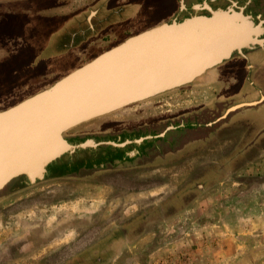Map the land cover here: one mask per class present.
Segmentation results:
<instances>
[{
    "label": "rangeland",
    "instance_id": "374dc122",
    "mask_svg": "<svg viewBox=\"0 0 264 264\" xmlns=\"http://www.w3.org/2000/svg\"><path fill=\"white\" fill-rule=\"evenodd\" d=\"M125 2L115 0L113 9ZM100 5L0 0V112L119 44L66 43L72 30L52 42L67 28L56 22L81 13L85 19L88 9L96 12ZM163 7L162 0H134L125 16L152 25L164 16ZM141 29L127 25L106 35L115 30L112 37L119 32L124 39ZM252 62L263 65L253 73L255 85L244 84L245 91L232 96L224 91L231 76L207 83L203 74L189 86L67 130L64 137L94 135L93 144L147 139L96 151L77 149L75 141L73 152L49 165L53 177L34 185H17L22 177L14 181L0 195V264H264V102L231 113L227 133L188 152L195 135L175 141L183 131L172 122L202 109L223 116L264 97V55ZM220 97L226 99L222 108L215 105ZM135 151L151 154L132 158L128 168L117 166L111 177H87L110 168L111 157Z\"/></svg>",
    "mask_w": 264,
    "mask_h": 264
},
{
    "label": "water",
    "instance_id": "95a60500",
    "mask_svg": "<svg viewBox=\"0 0 264 264\" xmlns=\"http://www.w3.org/2000/svg\"><path fill=\"white\" fill-rule=\"evenodd\" d=\"M235 24L252 27L245 17L229 12L163 23L129 37L52 86L1 111L0 195L20 177L29 183L43 179L51 163L73 152L76 148L63 136L67 130L188 85L234 52L264 43L257 35L238 31ZM263 102L261 97L235 105L219 121ZM92 146L90 141L77 149Z\"/></svg>",
    "mask_w": 264,
    "mask_h": 264
},
{
    "label": "flooded vegetation",
    "instance_id": "af4514ba",
    "mask_svg": "<svg viewBox=\"0 0 264 264\" xmlns=\"http://www.w3.org/2000/svg\"><path fill=\"white\" fill-rule=\"evenodd\" d=\"M115 0H99L101 2L100 10L94 12L89 10L88 15L86 18H83L82 13L79 15L71 16L69 19H65L59 22H56V25L67 28L63 29L61 32L56 33V35H53L52 42H55V39H61V35L59 34L72 30L73 37H66L65 36V42L71 43L74 41H80V43H119L121 44L125 40H127L129 37L135 36L138 33H135L133 35H129L124 39H119L121 37V34L119 32L118 35L113 38L112 36H108L106 34H110L111 30L114 28H122L127 25L133 26L135 24H142L141 22H138V20H132V18H128L125 16V13L129 10V5L134 0H127L125 4L121 7H117L116 9H113V2ZM164 1L165 7H163L164 10V16L163 21L160 24L163 23H178L182 22L184 20L196 18V17H210L216 13L220 12H229V13H236L246 18V20L251 24V28H256L258 30V33L252 34L257 35V38L259 40H264V0H247L248 3H245L244 5L242 3H239V0H162ZM44 22V21H40ZM47 23V22H46ZM50 23V22H49ZM120 30V29H119ZM126 31L124 30L123 34ZM78 34V35H74ZM251 35V37H253ZM77 38V39H76ZM54 40V41H53ZM49 43L47 44L49 49L51 46ZM118 44V45H119ZM77 48V47H76ZM69 49V48H68ZM104 52V51H103ZM102 52V53H103ZM100 53V54H102ZM98 54V56L100 55ZM256 55H264V43L259 45H253L248 46L246 48H243L239 51L234 52L231 57L225 61H223L221 64L213 67L212 69L206 71V73L203 75L206 76L204 81L207 83L212 82L214 79L215 82L218 80H226L227 76H231L233 83L229 84L228 88H224V91L229 90L230 95L232 96L235 93L245 91L246 86L244 84H253L255 85L256 80H254L253 73L258 70H262L259 66H255L252 62V58ZM97 57V56H96ZM95 58V57H94ZM93 58V59H94ZM207 74V75H206ZM215 77V78H214ZM258 81V77H257ZM192 84V83H191ZM190 85V84H189ZM186 85V86H189ZM226 89V90H225ZM223 93V92H222ZM220 94L221 97H225L226 95ZM221 100L215 101V105H217L219 108H222L226 99L221 98ZM199 112V111H198ZM209 116L210 119H208L207 122L203 121V117ZM217 109L211 110V109H202L199 113H187V115H182L178 119H174L172 121L176 124V126H173V129L180 128L183 132L178 136L175 137V141L181 139L182 137L187 136V134L195 135L193 138H191L189 141L190 148L187 149L186 152H188L190 149H193V146L205 144L206 142L215 139L218 137L221 133H227L229 128L232 126V120H228L229 116H227L224 120H220L219 118L222 116H217ZM206 120V119H205ZM178 127V128H177ZM207 128L206 133H201L199 131L200 129ZM167 133V132H166ZM166 133L163 132L162 135H165ZM201 133V134H200ZM110 134V133H109ZM65 140L71 145L73 142H79L80 145L84 144L85 142H92L94 135L89 137L88 139H83L82 135H72L64 137ZM151 138V137H149ZM143 142L147 139L140 138ZM138 139V140H140ZM137 140H126L125 142L133 143ZM140 142V143H141ZM109 143L112 142H99L94 143V147L91 150L96 151L100 145H110ZM123 143H117V144H123ZM116 144V143H115ZM139 144V143H138ZM75 147V146H73ZM126 147V146H125ZM193 147V148H192ZM76 148V147H75ZM118 149L124 148V147H115ZM98 153V152H97ZM151 153H139L138 151L132 152L130 154L124 153L121 156L115 155L110 158L109 166L110 168L105 169H96L90 175L87 177L89 178H97L100 175H103V177L109 176V173L113 171H117V166L122 169L128 168L126 166L130 160L134 157H149ZM98 155V154H97ZM104 160H107L106 158H103ZM142 159V158H141ZM95 165H92V168ZM134 166H136L134 164ZM49 166L46 168V172L43 176V179L36 180L33 183H29L28 179L26 177H22V180L19 182H16L18 185L19 183L23 184H29L34 185L38 183L39 181H44L47 177H53L51 175V169H48ZM18 180V179H17ZM15 184V185H16ZM16 187V186H15Z\"/></svg>",
    "mask_w": 264,
    "mask_h": 264
},
{
    "label": "crops",
    "instance_id": "0c3cea01",
    "mask_svg": "<svg viewBox=\"0 0 264 264\" xmlns=\"http://www.w3.org/2000/svg\"><path fill=\"white\" fill-rule=\"evenodd\" d=\"M239 3H242L243 5L245 4V3H248V1L247 0H239ZM164 19H163V17L161 18V19H159L155 24H152V25H150V24H147V23H144V24H140L141 25V27H143V29H141L139 32H137L138 34L139 33H141V32H143V31H146V30H148V29H151V28H154V27H156V26H158V25H161L160 23L163 21ZM139 25V26H140ZM112 176V173H109V176H107V177H104V178H108V177H111ZM116 175L114 174V177H115Z\"/></svg>",
    "mask_w": 264,
    "mask_h": 264
},
{
    "label": "bare ground",
    "instance_id": "6f19581e",
    "mask_svg": "<svg viewBox=\"0 0 264 264\" xmlns=\"http://www.w3.org/2000/svg\"><path fill=\"white\" fill-rule=\"evenodd\" d=\"M238 24H240V23H238ZM235 26H236V29L238 30V31H240V32H245V31H247V33L246 34H248L250 37H251V35L254 33V34H256V33H258V30L257 29H252L251 27H249L248 29H245V28H241V27H239V25H237V24H235ZM245 34V33H244Z\"/></svg>",
    "mask_w": 264,
    "mask_h": 264
}]
</instances>
